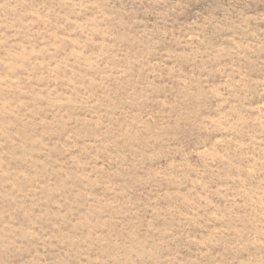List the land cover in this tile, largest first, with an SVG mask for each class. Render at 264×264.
<instances>
[{"label":"rangeland","instance_id":"1","mask_svg":"<svg viewBox=\"0 0 264 264\" xmlns=\"http://www.w3.org/2000/svg\"><path fill=\"white\" fill-rule=\"evenodd\" d=\"M0 264H264V0H0Z\"/></svg>","mask_w":264,"mask_h":264}]
</instances>
